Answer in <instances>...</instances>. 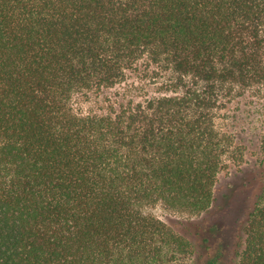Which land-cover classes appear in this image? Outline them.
I'll return each mask as SVG.
<instances>
[{
	"label": "trees",
	"instance_id": "obj_1",
	"mask_svg": "<svg viewBox=\"0 0 264 264\" xmlns=\"http://www.w3.org/2000/svg\"><path fill=\"white\" fill-rule=\"evenodd\" d=\"M250 143L255 207L202 261ZM200 263L264 264V0H0V264Z\"/></svg>",
	"mask_w": 264,
	"mask_h": 264
},
{
	"label": "rangeland",
	"instance_id": "obj_2",
	"mask_svg": "<svg viewBox=\"0 0 264 264\" xmlns=\"http://www.w3.org/2000/svg\"><path fill=\"white\" fill-rule=\"evenodd\" d=\"M245 119L246 113L242 115L239 122L242 128L238 129L239 138L244 141L253 136L251 124ZM243 128H246L247 131H243ZM259 158L257 143L252 145L250 143L245 163L241 167L231 168L229 173L222 176L214 212L201 218L192 219V221H200L205 225L206 233L204 235L209 238L207 246L203 247L200 252L202 261L221 255V259L226 262L233 257L239 229L254 209L260 190ZM155 214L177 229L183 232L187 231L192 238L197 231L196 225L187 226L182 215L173 214L163 206H158L155 209Z\"/></svg>",
	"mask_w": 264,
	"mask_h": 264
}]
</instances>
